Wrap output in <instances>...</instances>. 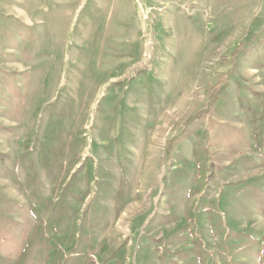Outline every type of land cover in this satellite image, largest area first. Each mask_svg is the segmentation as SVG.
<instances>
[{"label": "rangeland", "instance_id": "1", "mask_svg": "<svg viewBox=\"0 0 264 264\" xmlns=\"http://www.w3.org/2000/svg\"><path fill=\"white\" fill-rule=\"evenodd\" d=\"M0 264H264V0H0Z\"/></svg>", "mask_w": 264, "mask_h": 264}, {"label": "trees", "instance_id": "2", "mask_svg": "<svg viewBox=\"0 0 264 264\" xmlns=\"http://www.w3.org/2000/svg\"><path fill=\"white\" fill-rule=\"evenodd\" d=\"M210 89H215L216 90V86H211ZM215 93H216V91L212 92V95H210V99H211V97H213L215 95ZM203 113H205L204 110L197 111L194 116H191V117H189L187 119L186 125H189L192 121H194L195 119H197L200 114H203ZM170 145L172 146V143H170ZM171 146L167 148V152H170L171 151Z\"/></svg>", "mask_w": 264, "mask_h": 264}]
</instances>
